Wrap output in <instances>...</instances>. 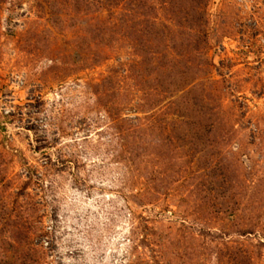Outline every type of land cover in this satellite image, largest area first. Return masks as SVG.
<instances>
[{"label":"rangeland","instance_id":"rangeland-1","mask_svg":"<svg viewBox=\"0 0 264 264\" xmlns=\"http://www.w3.org/2000/svg\"><path fill=\"white\" fill-rule=\"evenodd\" d=\"M0 264H264V0H0Z\"/></svg>","mask_w":264,"mask_h":264}]
</instances>
